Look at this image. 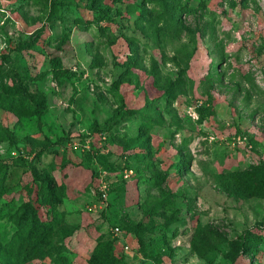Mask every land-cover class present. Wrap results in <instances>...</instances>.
I'll return each mask as SVG.
<instances>
[{"label": "rangeland", "instance_id": "374dc122", "mask_svg": "<svg viewBox=\"0 0 264 264\" xmlns=\"http://www.w3.org/2000/svg\"><path fill=\"white\" fill-rule=\"evenodd\" d=\"M52 1L0 0V80L45 107L0 108V129L17 137L0 140V242L32 208L47 218L31 188L51 181L54 233L28 264H93L98 241L112 238L123 264H264V244L253 254L236 248L249 231L264 233V195L230 187L235 173L264 168V0H180L192 10L177 34L146 44L111 0L114 43L79 29L75 15L49 18ZM101 3L75 10L93 17ZM53 24L56 40L37 39ZM140 235L159 238L156 259L140 250Z\"/></svg>", "mask_w": 264, "mask_h": 264}, {"label": "trees", "instance_id": "16d2710c", "mask_svg": "<svg viewBox=\"0 0 264 264\" xmlns=\"http://www.w3.org/2000/svg\"><path fill=\"white\" fill-rule=\"evenodd\" d=\"M80 1L83 0H53L50 4L48 17L54 19L62 17V15H75L76 26L84 31H96L97 36L105 37L106 41L114 43L119 34H116L112 28L114 18L111 16V9L113 4L105 5L106 0H92L102 1L96 7V13L93 17L78 15L75 8L80 7ZM85 1V0H84ZM113 3L119 4L120 14L128 17V22L132 21L134 25L140 29L144 34V44L147 38L156 35H165L170 40L177 34L182 15L185 12H190L192 7L190 4L182 3L180 0H111ZM105 6H102V5ZM157 13L154 15V13ZM56 21V19H54ZM54 21V22H55ZM104 21V24H100ZM93 22L98 23L94 25ZM164 26V29H163ZM56 28L55 24L51 26L49 33L40 31L36 34L40 39L45 37L48 41L56 40L57 36L52 35V31ZM45 35V36H44ZM127 35V34H125ZM129 36V37H128ZM132 45L137 46L135 36L128 35ZM35 41V40H33ZM89 47L92 46V41L88 40ZM21 49L27 48L28 45L23 42ZM130 65L139 63L138 58L133 54L129 60ZM53 66L57 77L61 76L62 63L55 56L53 58ZM156 71V70H155ZM157 73V71L155 72ZM128 77L122 76L121 82H124ZM0 108L23 115L30 111H40L42 113L45 109L44 103L40 101L34 94L28 90L15 85L9 86L0 80ZM141 125L138 124V127ZM145 127H150L146 124ZM144 129V128H143ZM142 130V128H141ZM146 129L142 130V134L138 137L142 140L145 137ZM0 140L10 141L15 143L17 137L9 129H0ZM145 155H142L144 158ZM235 179L231 183V189L234 194L240 197L251 198L261 197L264 195V168L257 167L251 171H241L234 174ZM36 195L33 200L37 201L41 207L47 208V218L43 219L40 216V208H32L30 218L22 225L19 230L12 236V238L3 244L0 242V255H5L9 258L10 264H28L36 255L43 253L45 244L52 238L54 233V218L55 206L59 200L56 187L51 181L43 182L31 188ZM2 190H0L1 192ZM33 193V192H32ZM137 226L129 228V230L136 231ZM249 239L241 240L237 243V249L248 251L250 253H257L260 251L261 244H264V233L249 231ZM159 238L151 237L150 241H145L142 235L139 236L140 250L146 254L147 257L157 258V245ZM115 238L101 239L98 241L95 250V261L93 264H123L124 256L116 251ZM125 254L128 253L125 250Z\"/></svg>", "mask_w": 264, "mask_h": 264}, {"label": "built area", "instance_id": "2783aa9c", "mask_svg": "<svg viewBox=\"0 0 264 264\" xmlns=\"http://www.w3.org/2000/svg\"><path fill=\"white\" fill-rule=\"evenodd\" d=\"M126 176L128 177L129 174L126 173ZM101 195H102L104 198H107V195H108V186H107V185H103V186L101 187ZM119 232H120V228H119V227H116V228H115V234L117 235V234H119ZM126 252H127V253L130 252V248H129V246H126Z\"/></svg>", "mask_w": 264, "mask_h": 264}]
</instances>
